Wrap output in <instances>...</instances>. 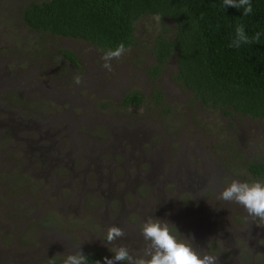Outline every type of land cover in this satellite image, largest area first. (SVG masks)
Instances as JSON below:
<instances>
[{
    "label": "rangeland",
    "instance_id": "obj_1",
    "mask_svg": "<svg viewBox=\"0 0 264 264\" xmlns=\"http://www.w3.org/2000/svg\"><path fill=\"white\" fill-rule=\"evenodd\" d=\"M44 1L0 0V264H64L79 248L112 259L119 245L139 255L148 216L220 264H264V225L218 198L234 179L264 181L246 169L264 163V120L205 108L175 80L174 55L149 74L172 21L141 18L108 71L95 47L28 30L23 10ZM61 51L77 62L58 63ZM130 93L140 106H122ZM111 225L125 236L106 244Z\"/></svg>",
    "mask_w": 264,
    "mask_h": 264
},
{
    "label": "trees",
    "instance_id": "obj_2",
    "mask_svg": "<svg viewBox=\"0 0 264 264\" xmlns=\"http://www.w3.org/2000/svg\"><path fill=\"white\" fill-rule=\"evenodd\" d=\"M253 12L223 6V0H47L32 3L22 12L30 32L83 41L101 52L121 42L134 46V26L146 16H160L174 23V38L160 35L151 53L155 79L173 55L175 80L205 108L225 117L240 115L264 120V0H251ZM243 24L251 37L262 33L258 44L231 46L235 29ZM61 56L75 64L67 51ZM157 102L161 94L154 95ZM142 97L126 94L123 107H137ZM254 179L264 175V163L246 166ZM88 264H105L102 252L87 253Z\"/></svg>",
    "mask_w": 264,
    "mask_h": 264
},
{
    "label": "clouds",
    "instance_id": "obj_3",
    "mask_svg": "<svg viewBox=\"0 0 264 264\" xmlns=\"http://www.w3.org/2000/svg\"><path fill=\"white\" fill-rule=\"evenodd\" d=\"M223 6H232L243 9V16L253 12L251 0H223ZM159 22L160 16L155 17ZM262 33L256 32L249 36L243 24H238L235 29V38L231 46L240 48L244 44H258ZM131 47L121 42L115 49H109L103 53V67L108 71L112 70V61L121 59ZM63 57H58L57 62ZM75 82L79 84L81 77L77 75ZM220 200L234 202L241 205L248 216L259 224L264 225V181L262 180H239L234 179L229 186L219 194ZM144 241L146 242L141 254L133 255L127 245H119L110 249L114 257L104 258L105 264H220L219 257L210 254L208 251L196 246L192 238H186L177 227L169 221L148 216L141 229ZM125 236L124 230L116 225L107 229L106 244H112ZM49 264H54V259H49ZM64 264H88V257L79 250L68 254ZM96 264H101L96 261Z\"/></svg>",
    "mask_w": 264,
    "mask_h": 264
},
{
    "label": "flooded vegetation",
    "instance_id": "obj_4",
    "mask_svg": "<svg viewBox=\"0 0 264 264\" xmlns=\"http://www.w3.org/2000/svg\"><path fill=\"white\" fill-rule=\"evenodd\" d=\"M21 18H22V14H21Z\"/></svg>",
    "mask_w": 264,
    "mask_h": 264
}]
</instances>
